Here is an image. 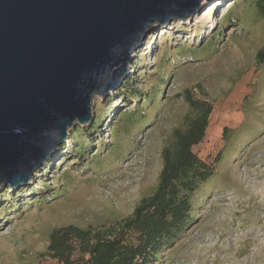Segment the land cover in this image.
<instances>
[{
    "label": "rangeland",
    "instance_id": "rangeland-1",
    "mask_svg": "<svg viewBox=\"0 0 264 264\" xmlns=\"http://www.w3.org/2000/svg\"><path fill=\"white\" fill-rule=\"evenodd\" d=\"M255 1L202 0L198 12L157 25L151 46L134 53L136 71L93 96V120L68 129L35 184L0 185V264H61L47 253L54 228L128 216L157 184L161 149L189 112L185 89L212 104L192 150L214 171L192 197L189 224L147 264H264V64L255 59L264 18Z\"/></svg>",
    "mask_w": 264,
    "mask_h": 264
},
{
    "label": "water",
    "instance_id": "water-1",
    "mask_svg": "<svg viewBox=\"0 0 264 264\" xmlns=\"http://www.w3.org/2000/svg\"><path fill=\"white\" fill-rule=\"evenodd\" d=\"M202 0H0V185L34 182L75 123L135 72L159 24Z\"/></svg>",
    "mask_w": 264,
    "mask_h": 264
},
{
    "label": "trees",
    "instance_id": "trees-1",
    "mask_svg": "<svg viewBox=\"0 0 264 264\" xmlns=\"http://www.w3.org/2000/svg\"><path fill=\"white\" fill-rule=\"evenodd\" d=\"M255 6L264 18V0H256ZM255 59L264 64V47ZM181 96L189 112L182 125L171 130L161 149L162 165L153 192L122 219L85 228L73 224L54 228L47 246L52 258L61 264H147L189 224L192 197L214 171L192 150L205 136L212 104L188 89Z\"/></svg>",
    "mask_w": 264,
    "mask_h": 264
},
{
    "label": "bare ground",
    "instance_id": "bare-ground-1",
    "mask_svg": "<svg viewBox=\"0 0 264 264\" xmlns=\"http://www.w3.org/2000/svg\"><path fill=\"white\" fill-rule=\"evenodd\" d=\"M204 2H205V0H204ZM199 9H200V8H199ZM198 11H199V10H198ZM198 11H197V12H198Z\"/></svg>",
    "mask_w": 264,
    "mask_h": 264
}]
</instances>
